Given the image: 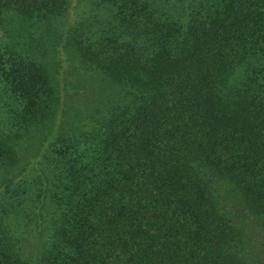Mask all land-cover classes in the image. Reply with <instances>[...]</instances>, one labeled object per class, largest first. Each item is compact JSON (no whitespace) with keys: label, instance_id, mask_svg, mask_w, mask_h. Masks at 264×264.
I'll return each instance as SVG.
<instances>
[{"label":"trees","instance_id":"1","mask_svg":"<svg viewBox=\"0 0 264 264\" xmlns=\"http://www.w3.org/2000/svg\"><path fill=\"white\" fill-rule=\"evenodd\" d=\"M88 1L0 0V264H264V0Z\"/></svg>","mask_w":264,"mask_h":264},{"label":"rangeland","instance_id":"2","mask_svg":"<svg viewBox=\"0 0 264 264\" xmlns=\"http://www.w3.org/2000/svg\"><path fill=\"white\" fill-rule=\"evenodd\" d=\"M89 4L90 1L88 0H71L70 7L65 12V17L57 20V22L53 21L52 24L55 25L52 26H56L59 30L65 32V34L71 28H77L81 24L79 22H85L88 17L94 16L91 15L94 10L90 7ZM22 22L23 21H15L14 17H11L6 21V24L8 26L6 30L9 32L0 29L1 50L5 46L7 47V45H14L18 50H20V52H22V55L25 56L24 46L32 47L35 45V42L45 41L47 44H49L50 41H52V43L54 42L53 34L49 30H47L46 24L44 22H34L33 24L32 22H29L28 24ZM40 28H42V32H40ZM60 46L61 44L57 46V50L60 54L61 59L56 58L60 61V63H57L56 59L51 58V64L54 66L56 73L60 68L58 77L61 81H63V84H65L64 86H68L74 90H77L81 85L72 77L69 72H66L68 71L69 62L66 61L65 52ZM35 51L37 53L38 49H36ZM55 72H53V74H55ZM78 81L82 82L80 79Z\"/></svg>","mask_w":264,"mask_h":264}]
</instances>
